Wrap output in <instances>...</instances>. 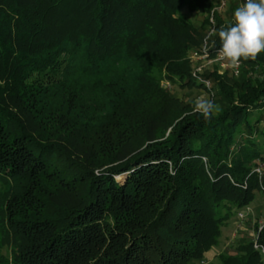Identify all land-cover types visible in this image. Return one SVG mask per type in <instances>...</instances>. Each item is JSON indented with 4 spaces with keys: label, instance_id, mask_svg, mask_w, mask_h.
Instances as JSON below:
<instances>
[{
    "label": "trees",
    "instance_id": "trees-1",
    "mask_svg": "<svg viewBox=\"0 0 264 264\" xmlns=\"http://www.w3.org/2000/svg\"><path fill=\"white\" fill-rule=\"evenodd\" d=\"M215 5L0 0V264H194L264 191V81L210 77L224 105L179 118L160 84L197 85ZM237 251L218 264H264V225Z\"/></svg>",
    "mask_w": 264,
    "mask_h": 264
},
{
    "label": "rangeland",
    "instance_id": "rangeland-1",
    "mask_svg": "<svg viewBox=\"0 0 264 264\" xmlns=\"http://www.w3.org/2000/svg\"><path fill=\"white\" fill-rule=\"evenodd\" d=\"M218 0H215L217 4ZM241 6V0H231L230 7L224 12L219 13L224 24H229L233 20L234 10ZM180 15L182 18L192 22L196 27H201L203 19L207 15L201 12H191L185 6L181 9ZM203 32L200 48L206 43L207 48L211 49L213 39L216 35L214 24H206ZM188 60L191 65L192 77L197 85L181 86L177 82L173 83L167 80L162 75L160 84L168 90L175 98V103L171 108L173 116L178 118L190 113H202L194 110L195 104L201 100H209L214 104L212 111H217L225 103V96L219 95V88L210 78L219 76L222 78L227 91L230 89L233 92L240 90V84L245 77H251L257 83L264 81V74L260 67H252L247 62L240 60L238 68L230 66L228 60L220 61L213 53L205 59H199L194 55V50L188 52ZM193 74H196L193 76ZM255 117V115H254ZM124 176H118V180ZM264 225V191H258L254 201L248 206V210L244 214L243 219L238 216H231L227 223L221 229V236L218 244L212 247L204 256L194 262V264H218V256L222 253H237L238 245L247 241H256L258 229ZM3 254L10 256L9 249L4 248Z\"/></svg>",
    "mask_w": 264,
    "mask_h": 264
},
{
    "label": "clouds",
    "instance_id": "clouds-1",
    "mask_svg": "<svg viewBox=\"0 0 264 264\" xmlns=\"http://www.w3.org/2000/svg\"><path fill=\"white\" fill-rule=\"evenodd\" d=\"M221 41L222 58L235 67L241 58L256 59L264 52V0H241V6L233 13V20L214 31ZM214 104L201 100L194 110L209 115Z\"/></svg>",
    "mask_w": 264,
    "mask_h": 264
},
{
    "label": "built area",
    "instance_id": "built-area-1",
    "mask_svg": "<svg viewBox=\"0 0 264 264\" xmlns=\"http://www.w3.org/2000/svg\"><path fill=\"white\" fill-rule=\"evenodd\" d=\"M230 5H231V0H218V2L215 5L213 11H215L217 13H221L222 11L225 12L230 7ZM210 22H211V24H215L213 16L210 17ZM209 51H210V49H209V47L207 48L206 43H205L203 48L194 50V55H197V57L199 59H205V58L211 56V53ZM213 54L215 56H217V59L220 60V61L227 60V59L222 58L221 48L220 49H216ZM239 64H240V62H239ZM239 64L236 65L235 67H233L231 64H230V66L233 67V68H238ZM195 75L196 74H193V76H195ZM263 169H264V166L261 165V166L257 167L255 170L258 173H261V170H263ZM247 210H248V207L240 210L237 213L238 218L239 219H243L244 218V214L246 213Z\"/></svg>",
    "mask_w": 264,
    "mask_h": 264
}]
</instances>
